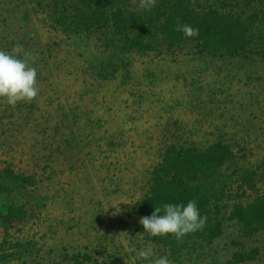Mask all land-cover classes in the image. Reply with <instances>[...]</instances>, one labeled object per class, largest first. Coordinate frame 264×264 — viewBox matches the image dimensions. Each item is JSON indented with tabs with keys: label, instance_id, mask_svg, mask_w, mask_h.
Returning <instances> with one entry per match:
<instances>
[{
	"label": "rangeland",
	"instance_id": "1",
	"mask_svg": "<svg viewBox=\"0 0 264 264\" xmlns=\"http://www.w3.org/2000/svg\"><path fill=\"white\" fill-rule=\"evenodd\" d=\"M95 1L0 0V50L20 43L38 54L39 89L15 107L0 98V168L35 180L14 194L26 219L0 225V264H52L76 253L94 258L87 264H149L136 255L149 246L171 264H225L258 248L247 264H264V230L246 237L228 219L235 203L264 193V55L124 50L77 18ZM218 141L234 151L222 169L232 189L256 170L258 191L227 196L223 235L174 259L136 230L134 206L168 146L204 150ZM8 202L0 193V208Z\"/></svg>",
	"mask_w": 264,
	"mask_h": 264
},
{
	"label": "trees",
	"instance_id": "2",
	"mask_svg": "<svg viewBox=\"0 0 264 264\" xmlns=\"http://www.w3.org/2000/svg\"><path fill=\"white\" fill-rule=\"evenodd\" d=\"M157 0L149 10L138 7L139 0H96L91 6L78 8L77 18L87 28L110 32L122 43L124 50L142 53L173 54L186 46L197 48L199 54L235 58L264 55V0ZM199 29V34L186 37L174 31L176 18ZM234 157L229 144L218 141L201 150L194 146L172 144L165 149L162 159L152 171L148 189L134 206L137 222L134 227L143 231L139 220L150 216L155 206L195 200L207 221L202 230L189 233L181 240L173 235L147 236L157 245L167 248L174 259L189 250L198 241L212 244L223 235L222 203L234 194L239 199L247 190L257 192V171L247 170L236 191L231 175L223 172L224 165ZM35 180L30 175L17 173L11 165L0 168V193L9 202L0 208V225H12L27 217V209L19 205L14 194ZM242 192V193H239ZM228 219L242 225L246 237L264 230V193H258L246 203L238 201ZM206 246V245H205ZM260 250L253 248L236 251L225 264H247L258 257ZM94 258L88 253L65 255L63 261L52 264H87Z\"/></svg>",
	"mask_w": 264,
	"mask_h": 264
},
{
	"label": "clouds",
	"instance_id": "3",
	"mask_svg": "<svg viewBox=\"0 0 264 264\" xmlns=\"http://www.w3.org/2000/svg\"><path fill=\"white\" fill-rule=\"evenodd\" d=\"M136 4L137 0H132ZM157 0H139L138 7L151 10ZM174 31L182 32L186 37L199 34V29L182 23L177 17ZM38 54L26 51L23 45L16 43L10 51L0 50V98H5L8 105L15 107L18 102H31L38 95L37 69L34 67ZM207 216H202L195 200L181 203H165L155 206L150 216H143L139 223L144 232L149 235H173L178 241L189 233L202 230ZM139 259L149 261V264H171L167 257H155L153 249L145 247L136 253Z\"/></svg>",
	"mask_w": 264,
	"mask_h": 264
}]
</instances>
